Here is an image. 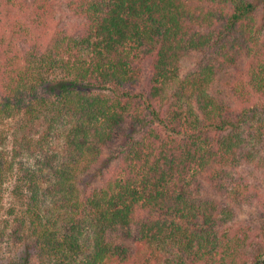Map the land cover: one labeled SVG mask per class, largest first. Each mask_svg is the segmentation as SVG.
Returning a JSON list of instances; mask_svg holds the SVG:
<instances>
[{
  "label": "trees",
  "instance_id": "16d2710c",
  "mask_svg": "<svg viewBox=\"0 0 264 264\" xmlns=\"http://www.w3.org/2000/svg\"><path fill=\"white\" fill-rule=\"evenodd\" d=\"M263 150L264 0H0V264H264Z\"/></svg>",
  "mask_w": 264,
  "mask_h": 264
},
{
  "label": "rangeland",
  "instance_id": "374dc122",
  "mask_svg": "<svg viewBox=\"0 0 264 264\" xmlns=\"http://www.w3.org/2000/svg\"><path fill=\"white\" fill-rule=\"evenodd\" d=\"M63 17L64 16H61L62 20L60 19V26L65 21ZM262 152L264 153V150ZM245 171V176L249 178L252 185V199L253 197H261L262 202H264V173L255 171L254 167H247ZM80 179V185L82 187L87 186L88 183H99L98 180L91 178V174L82 176ZM258 207L259 203L256 201L254 206L250 207L249 209H245L244 212L240 213L238 218V224L240 226H248L253 229L252 234L254 235V244L250 245L248 248V254L250 255H256L260 249H264V209Z\"/></svg>",
  "mask_w": 264,
  "mask_h": 264
}]
</instances>
